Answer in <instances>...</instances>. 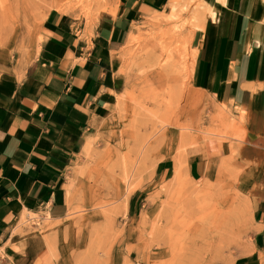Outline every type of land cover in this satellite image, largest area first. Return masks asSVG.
<instances>
[{
  "label": "crops",
  "instance_id": "0c3cea01",
  "mask_svg": "<svg viewBox=\"0 0 264 264\" xmlns=\"http://www.w3.org/2000/svg\"><path fill=\"white\" fill-rule=\"evenodd\" d=\"M170 1L105 0V8L96 11V4L88 17L52 8L33 25L30 40L23 36V53L8 50L0 65V254L11 264H40L52 236L45 233L66 232L68 178L122 83L121 50L135 36L134 26L166 13ZM199 1L189 16L198 24L189 35V91L238 138L219 144L217 153L202 142L186 148V171L199 182L233 174L252 211L247 264H262L264 0ZM172 173V158L155 163L154 178L166 181ZM138 201L130 198L128 215L140 211ZM28 214L51 227L42 232L23 225Z\"/></svg>",
  "mask_w": 264,
  "mask_h": 264
},
{
  "label": "rangeland",
  "instance_id": "374dc122",
  "mask_svg": "<svg viewBox=\"0 0 264 264\" xmlns=\"http://www.w3.org/2000/svg\"><path fill=\"white\" fill-rule=\"evenodd\" d=\"M104 3L0 0V65L8 50L23 53V36L30 40L33 25L52 8L88 17ZM199 8V0H178L170 20L160 13L134 26L135 42L120 53L122 83L105 106L89 156L77 161L68 178L72 207L63 223L66 232L45 233L52 236L40 264L249 263L252 211L235 188L236 178L227 173L199 182L186 171V148L202 142L217 153L219 144L238 138L234 129L218 125L220 113L210 112L189 91L194 28L189 16ZM164 157L173 160L166 181L153 177L155 163ZM132 196L139 198L140 211L128 215ZM31 217L23 225L42 232L51 227ZM0 264L11 263L0 254Z\"/></svg>",
  "mask_w": 264,
  "mask_h": 264
},
{
  "label": "bare ground",
  "instance_id": "6f19581e",
  "mask_svg": "<svg viewBox=\"0 0 264 264\" xmlns=\"http://www.w3.org/2000/svg\"><path fill=\"white\" fill-rule=\"evenodd\" d=\"M178 5V0H171L170 1V3H169V9H168V11L166 12V14L164 15V17L167 19V20H170L173 16V11L175 10V7ZM202 6H204V5H202ZM168 7V6H167ZM206 8L205 9H207L210 13H212L211 12V8H209L208 6H205ZM203 10V9H202ZM198 11V10H197ZM213 11V10H212ZM199 14V13H198ZM207 14H209V13H207ZM162 20V19H161ZM194 27H195V24H194ZM198 27V26H197ZM160 34V33H159ZM163 34V33H162ZM156 35V34H155ZM158 35V34H157ZM161 36V35H160ZM156 37V36H155ZM151 38V37H150ZM154 38V37H153ZM181 40V39H180ZM160 41V40H159ZM130 42L131 43H134L135 42V36H131V38H130ZM156 43V42H155ZM154 46V45H153ZM152 46V47H153ZM151 48V47H150ZM171 49V48H170ZM162 50V49H161ZM153 51V50H152ZM165 53H167V55L169 54V52H168V50L166 51H164ZM164 52H163V54H164ZM154 53V52H153ZM191 53V52H190ZM157 55V54H156ZM176 55H178V54H176ZM147 56V55H146ZM148 56H149V54H148ZM160 56V55H159ZM170 56V55H169ZM168 56V57H169ZM150 57V56H149ZM152 57V56H151ZM154 57H155V55H154ZM167 57V58H168ZM191 57H192V55H191ZM149 59V58H148ZM151 59V58H150ZM164 59V58H163ZM172 59V58H171ZM192 59V58H191ZM173 60V59H172ZM159 61V60H158ZM176 61V60H175ZM172 64V63H171ZM182 83V82H181ZM211 106V105H210ZM243 115V114H242ZM91 144V143H90ZM90 149V147L88 146V147H86V150H85V152H84V154L86 155V156H89V151H91V150H89ZM164 230V229H163ZM170 238V237H169ZM167 243V242H166ZM162 244V243H161ZM159 244H157L156 246H158ZM161 246V245H160ZM164 247V246H163ZM158 248V247H157ZM167 248H168V246H167ZM178 257V256H177ZM168 258V257H167ZM176 259V258H175ZM178 260V259H177ZM179 261V260H178Z\"/></svg>",
  "mask_w": 264,
  "mask_h": 264
}]
</instances>
